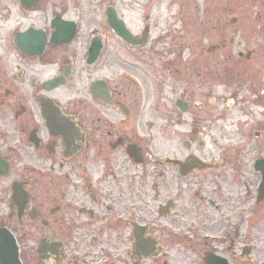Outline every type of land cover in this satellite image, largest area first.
I'll return each instance as SVG.
<instances>
[{
    "label": "flooded vegetation",
    "instance_id": "1",
    "mask_svg": "<svg viewBox=\"0 0 264 264\" xmlns=\"http://www.w3.org/2000/svg\"><path fill=\"white\" fill-rule=\"evenodd\" d=\"M82 1L0 0V264H213L216 256L232 264L221 245L240 227L227 218L209 230L201 204L220 212L226 179L252 190L238 175L239 155L230 160L224 146L216 160L206 149L217 119L240 111L234 125L244 143L231 146L256 153L249 163L261 212L264 0L209 1L213 53L230 49L226 62L249 72L243 83L263 87L261 100L219 103L165 100L167 36L153 37L149 24L168 19V1H143L140 33L123 0H87L92 16L79 11ZM110 6L135 44L109 26ZM250 211H239L240 264H264Z\"/></svg>",
    "mask_w": 264,
    "mask_h": 264
},
{
    "label": "rangeland",
    "instance_id": "2",
    "mask_svg": "<svg viewBox=\"0 0 264 264\" xmlns=\"http://www.w3.org/2000/svg\"><path fill=\"white\" fill-rule=\"evenodd\" d=\"M134 1L137 2L136 6ZM144 0H123L121 8L128 17L131 13L133 18L132 27L135 33H140L146 21L142 16L144 15ZM169 2V16L168 19L159 17L157 24H149L150 32L155 37L158 33H165L167 36V44H164L167 62V99L176 100L177 97L187 98L190 100H261V89H255V93L251 88L243 83L247 80L249 72L242 73L241 66H234L233 62H226V57L230 49L220 52L218 55L213 53L212 46L215 44L214 24L210 19V0H165ZM164 4V0H159L157 5ZM71 7V14L74 16L76 11L73 6L76 4L73 1L69 2ZM133 5V6H132ZM180 5L183 6V19H176L180 10ZM87 0H83L80 4L79 11L85 16H92L94 10L91 9ZM131 8V11L128 10ZM172 16H175L172 18ZM131 18V19H132ZM165 21V22H164ZM220 27V25H218ZM218 35L220 31L217 30ZM82 41H80L77 45ZM161 47V46H159ZM162 48V47H161ZM79 49V47H78ZM233 52L235 50L233 49ZM79 52L75 50L77 56ZM79 56V54H78ZM80 58V56H79ZM229 64L231 71H223L222 67ZM141 83V82H140ZM139 83V84H140ZM142 84V83H141ZM141 86V85H140ZM143 86V84H142ZM195 86V87H194ZM165 88V86H164ZM142 92H145L142 87ZM166 93V92H165ZM260 97V98H259ZM264 100V98H262ZM259 115H257V119ZM188 120L189 117L186 116ZM254 119V118H253ZM242 117L240 111L233 112L227 115L224 119H217L215 125L212 127L209 136L210 142L206 149V157L220 160L222 156L219 154V149H230L231 152H226L225 157L230 156V160L235 155H239L244 164L238 165V175L242 180L250 183L252 196L247 195L241 191L240 187H235L228 179L224 181V192L227 197V202L222 204L220 212L215 211L208 202L201 204V218L206 222L204 225L212 226L209 230L218 232L223 226L225 219L230 218L233 222V229L237 226L239 234L234 237L232 241L228 240L222 244L221 247L227 249V256L231 259L232 264H240V250L243 245L242 233L245 228L241 225V211L244 207L250 209L248 217L251 218L248 228L249 234L252 235L255 241H260L263 245L255 250V256L264 258V209L258 213L256 208V198L253 197V187L256 185L258 179L252 176L250 163L252 157L256 155L251 151V148L237 149L231 145H238L244 143V137L241 133L237 134L234 123L240 122ZM256 120L252 121L255 123ZM259 122V121H258ZM190 126L184 127L185 134H188ZM215 137V140H213ZM252 144H254L252 137ZM228 154V155H227ZM218 155V156H217ZM228 173H226V177ZM208 196V195H207ZM214 199H218L214 196ZM193 203V199H185V202ZM219 202V201H218ZM188 205L185 206L187 208ZM207 211L210 216H207ZM255 235L256 238L255 239Z\"/></svg>",
    "mask_w": 264,
    "mask_h": 264
},
{
    "label": "water",
    "instance_id": "3",
    "mask_svg": "<svg viewBox=\"0 0 264 264\" xmlns=\"http://www.w3.org/2000/svg\"><path fill=\"white\" fill-rule=\"evenodd\" d=\"M113 18V19H112ZM115 16H111L110 17V22H111V25L116 29V31L119 33H121L126 39H129V40H132V37H131V33L130 31L126 28V26L124 24H119L118 22H116L115 20ZM258 169H262L263 172H264V163L263 165L261 164H258ZM263 185H264V181H263Z\"/></svg>",
    "mask_w": 264,
    "mask_h": 264
}]
</instances>
